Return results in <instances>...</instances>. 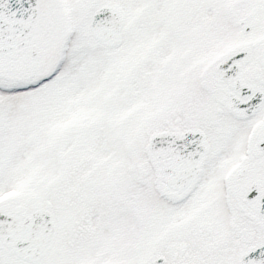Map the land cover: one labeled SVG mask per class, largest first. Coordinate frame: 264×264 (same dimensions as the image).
I'll use <instances>...</instances> for the list:
<instances>
[{
    "label": "snow or ice",
    "instance_id": "6c2138e0",
    "mask_svg": "<svg viewBox=\"0 0 264 264\" xmlns=\"http://www.w3.org/2000/svg\"><path fill=\"white\" fill-rule=\"evenodd\" d=\"M0 264H264V0H0Z\"/></svg>",
    "mask_w": 264,
    "mask_h": 264
}]
</instances>
